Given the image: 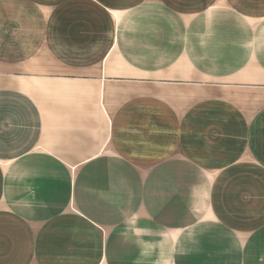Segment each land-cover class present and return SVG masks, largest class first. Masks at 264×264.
I'll list each match as a JSON object with an SVG mask.
<instances>
[{"label":"crops","instance_id":"1","mask_svg":"<svg viewBox=\"0 0 264 264\" xmlns=\"http://www.w3.org/2000/svg\"><path fill=\"white\" fill-rule=\"evenodd\" d=\"M0 28V264H264V0H0Z\"/></svg>","mask_w":264,"mask_h":264},{"label":"rangeland","instance_id":"2","mask_svg":"<svg viewBox=\"0 0 264 264\" xmlns=\"http://www.w3.org/2000/svg\"><path fill=\"white\" fill-rule=\"evenodd\" d=\"M5 39H6V35L4 34V28H0V61H4V59H5L4 49L6 50V47L8 45H10L11 48H14V49L20 48V46L22 45L21 41H19V40L13 39L10 42H6ZM1 59H3V60H1Z\"/></svg>","mask_w":264,"mask_h":264}]
</instances>
